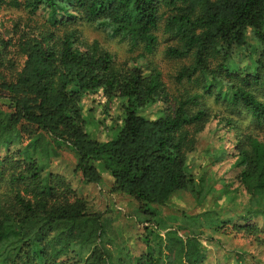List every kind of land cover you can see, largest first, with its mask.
<instances>
[{"label":"trees","instance_id":"16d2710c","mask_svg":"<svg viewBox=\"0 0 264 264\" xmlns=\"http://www.w3.org/2000/svg\"><path fill=\"white\" fill-rule=\"evenodd\" d=\"M84 25L129 40L144 60L163 29L165 56L187 62L175 82L202 93H172L155 69L117 66L84 39ZM204 95L264 131V0H0V264H220L210 244L225 253L222 264H264V225L252 221L264 219L257 133L237 140L236 177L224 193L241 209L229 232L213 210L182 220L177 213L175 227L158 211L175 200L201 206L217 192L204 170L215 156L197 161V135L210 117ZM154 105L156 118L141 115ZM96 109L92 138L86 117ZM215 118L222 130L236 129L232 118ZM59 150L73 155L84 185L108 175L109 193L133 199L138 216H113L98 199L78 197L69 180L46 170ZM122 217L136 227L130 249L121 244L129 228ZM219 233L249 241L229 247Z\"/></svg>","mask_w":264,"mask_h":264},{"label":"rangeland","instance_id":"374dc122","mask_svg":"<svg viewBox=\"0 0 264 264\" xmlns=\"http://www.w3.org/2000/svg\"><path fill=\"white\" fill-rule=\"evenodd\" d=\"M80 29L84 39L89 42L99 43V45L104 50L108 51L113 56L117 66L127 65V67H131L133 65H137L143 68L147 67V69H155L161 73L162 80L172 93H182L184 91L189 92L190 95L202 93L200 87L193 82H183L182 84H177L175 82L174 78L177 71L187 62L171 59L165 56L164 51L171 42L169 40V36L164 33L163 29L160 28L156 32L158 37L157 46L154 52L147 56V59L145 60L139 57L141 51L139 49L133 48L129 40H123L119 37H112L102 30L95 29L94 25H84ZM239 62L242 66H244L247 63V60L245 57H242ZM260 98L264 100V97ZM200 102L201 108L207 110L210 117L208 118V122L205 124L202 131L197 135V161L200 164L205 165L206 162L208 163L210 160L209 157L206 156L208 152H210L212 157L213 155L215 156L216 162L209 164L206 168H204V170L207 172L208 179L206 186L209 187L211 185H217V192L208 198V201L206 200V202H204L201 206L195 205V202L192 200L186 199L184 202H178L175 200V207L169 209L168 213H166L164 209H158V211L160 215L162 214L166 218V224L168 226L175 227L178 225L177 223L173 222V220L177 213L178 215H181L180 212H183V215L178 218L179 220H182L195 214L198 215L205 210H213L214 212L211 213V215L217 213L216 215H218V221L220 223H224L222 224L223 228L226 226L225 229H222L224 231L228 229L227 232H229L233 223L239 221L235 213L240 212L241 209L239 207L241 206L240 200L232 203L230 195H228L227 192L224 193L225 190L229 191L234 185V179L236 177V168L234 163L236 160V145L237 140L239 139V134L250 132L257 133L264 141V131L261 128H258L247 114L236 113L234 110L227 109L221 102H215L213 95H204ZM110 107L111 115L113 117H117L120 112L116 102L114 101ZM158 110V106L154 105L141 111V115L145 116L146 118L153 119L158 115ZM217 114L218 116H227L232 118L236 123V129L228 130L225 128L222 130L223 124H219L221 127L220 129L217 124L218 120L215 118L218 117ZM98 115L99 112L98 109H96L93 115H86L87 117L85 116L87 122L86 130L92 136V138H95L98 135L96 126V119H99ZM108 125H110V123H108ZM107 139V136L101 137V140ZM52 161L53 162L51 166H48L46 170L63 175L67 180H69L78 197L88 198V201L98 199V201L94 203L98 204L100 208H102L103 202L104 206L109 209L113 216L118 215V210H120L121 213H126L128 215H137L135 211V201L133 199L123 194L111 195L109 193L112 181L108 175L102 174V181L98 186H86L82 183V177L80 174L75 172V159L70 152L67 150H59V156L52 159ZM252 221L254 223L257 222L260 225H264V219H252ZM200 222L205 224L204 219H201ZM119 223H124L129 227L127 231H123L124 235H122L123 237L121 238V244L125 245L127 249H130L131 247L133 248V232L136 230L134 222L129 219L126 220L125 217H122L120 218ZM114 230H119L117 225ZM219 235H221L222 240H224V238L227 240L229 247L238 248L241 247V245L244 246V244L249 241V239H247V241L243 240L242 235L227 238H223L221 233H219ZM217 237L218 236H216V238ZM262 247H256L255 245L256 252L260 253L259 251ZM208 248L209 250L213 251L214 254H212V256L216 260L220 261V264H222L225 260V253L221 250L220 246L218 247L214 244H210ZM229 264L237 263L236 260L231 257Z\"/></svg>","mask_w":264,"mask_h":264}]
</instances>
